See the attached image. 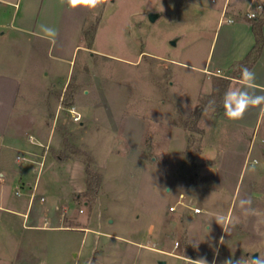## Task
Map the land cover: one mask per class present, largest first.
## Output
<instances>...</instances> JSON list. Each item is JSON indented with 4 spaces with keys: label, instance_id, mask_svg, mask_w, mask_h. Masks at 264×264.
I'll return each mask as SVG.
<instances>
[{
    "label": "rangeland",
    "instance_id": "1",
    "mask_svg": "<svg viewBox=\"0 0 264 264\" xmlns=\"http://www.w3.org/2000/svg\"><path fill=\"white\" fill-rule=\"evenodd\" d=\"M257 5L264 0H102L97 9L66 7L52 42L0 30V72L21 85L14 118L22 113L21 123L39 120L52 133L48 156L38 160L42 168L13 175L0 188V198L8 200L0 214V264H157L161 258L225 264L264 255V112L255 129L242 130L255 142L245 170V158L226 160L214 189L203 191L212 177L196 174L202 143L224 146L239 134L209 107L197 124L204 133L193 132L194 112L212 82L190 66L206 60L221 19L233 25ZM151 12L163 15L151 22ZM82 21L94 32L91 48L80 33ZM73 106L85 121L81 130L69 111ZM173 125L193 142L182 160L167 155ZM155 154L162 155L158 164ZM34 188L46 199L39 225L47 219L55 227L56 214L72 229L23 227L14 212L27 204H16ZM199 188L204 199L196 215L181 195L190 204L189 192ZM56 196L64 206L59 211ZM246 198L247 211L240 206ZM170 214L169 228L161 229L163 249L171 253L166 256L154 243L160 221ZM221 218L223 227L216 221ZM178 225L182 232L175 231Z\"/></svg>",
    "mask_w": 264,
    "mask_h": 264
},
{
    "label": "crops",
    "instance_id": "2",
    "mask_svg": "<svg viewBox=\"0 0 264 264\" xmlns=\"http://www.w3.org/2000/svg\"><path fill=\"white\" fill-rule=\"evenodd\" d=\"M66 7L67 5L62 3L61 0H0V30L11 29L15 34L20 36L35 35L41 39H45L42 38V35L39 33L38 26L40 24H46L50 27H54L56 30H59L63 21V12ZM262 7V10H256L255 12L258 15L256 19L264 22V5H262ZM248 11L250 10L247 8L246 13ZM245 15L246 14L241 15V20L233 25L224 24L221 19L217 25V30L212 38V41L210 42L206 60L198 66L190 65L204 74L206 80L212 82L213 76H223L225 72L233 66V64L243 60L254 48L256 39L253 27L251 23L247 21L249 18H244ZM230 20L231 19L228 20V23H232V21L229 22ZM86 26L87 25L83 21L79 23L78 26L80 33L82 32L83 36ZM49 41L52 42L53 40ZM251 71L255 73L256 79L255 88L249 89V91L254 92L256 95H264V48L260 58ZM244 83L245 82L240 79H234L230 83L228 89L243 87ZM211 84L212 93L213 83ZM51 86L54 87L55 83H52ZM20 92L21 85L17 78L0 72V188L3 189L6 186L4 180L12 177L13 175L21 176L28 170H31L32 173H36L37 168H35V165H38L40 170L43 166V162H39L38 160L39 158H41V160L46 159L52 142V133L45 132L42 129L43 125L41 124V121H32V123L26 126L27 124H23L20 121L22 113L19 115V120L14 118L15 108L20 97ZM263 112L264 104L251 107L245 113L243 119L240 120H231L227 117L215 116L217 121L223 120L227 123L235 125L239 135H237L238 139H230L228 145L224 146L218 143H202L201 151L197 157L198 169L196 174H198L201 178L209 176L212 177V181L210 183H203V191L214 189L217 179L215 173L221 169L223 163L227 164L226 160L233 162L236 157L241 160L245 158L242 172L245 170L246 165L252 156L255 142L252 137H249V140L244 139L242 130L255 129L261 119V116L263 115ZM205 113L208 112H203L202 115ZM79 124V130H81L82 127L85 126V121H80ZM173 127L174 128L170 131L169 138L166 140L167 143L165 144H167L168 147L167 155L169 154L170 156L173 155L177 157V155L182 153L186 148L187 134L184 128L176 125H173ZM73 130L75 131V128ZM42 131L45 133H42ZM202 131L204 133V130ZM46 137L48 138L47 142L44 141V138ZM155 155L156 156L153 157V163L158 164L159 158H161L162 155ZM56 161L63 162L60 157H57ZM69 162V160L64 161V163ZM253 162L257 163L256 159H253ZM202 170H205V172ZM38 172L40 173V171ZM200 188L198 191L201 196L199 207H201V203L204 199V193ZM169 190L171 191V188ZM4 193V191H1L0 195H5ZM15 195L16 197L21 198L20 195H17V192ZM24 196L25 199H23V202L17 203L16 205L21 207L23 203H26V210L23 212H14L15 215L23 218V227H28L29 229L42 228L49 230L72 229L65 228L63 220L64 217L59 218L56 214L53 217V224L55 222V227H50L47 219H45L44 224L40 226L39 224L44 218L43 211L46 203L44 195H41L37 191V188H34L27 191ZM42 198H44V201L41 200ZM61 199V196H56L54 198L56 211L64 208L61 204ZM0 202L3 203L0 204L1 214V212L7 210L4 206L7 205L6 203H8V200H5L4 196H1ZM170 217L171 214L167 217H163V220L160 221V225L158 227L159 230L157 231L156 241L154 243L156 245L155 250L166 256H171V253L163 249L161 229L167 230L169 228ZM46 221H48V223L45 225ZM175 231L177 233L182 232V225L176 226ZM190 233L189 234L192 236V232ZM160 260H166V258H161Z\"/></svg>",
    "mask_w": 264,
    "mask_h": 264
},
{
    "label": "clouds",
    "instance_id": "3",
    "mask_svg": "<svg viewBox=\"0 0 264 264\" xmlns=\"http://www.w3.org/2000/svg\"><path fill=\"white\" fill-rule=\"evenodd\" d=\"M65 3L69 9L77 7H84L88 9H97L102 6V0H61ZM163 11V8H162ZM39 33L42 38L55 40L58 33L54 27H50L46 24H40L38 26ZM239 79L244 81L243 87L230 88L224 93L223 107L225 110V116L231 120L243 119L245 113L251 108L264 104V95H256L254 92H250L249 89L255 88V73L244 68L241 70ZM241 208L246 211L251 208V198L242 199L240 201ZM222 227V218L216 220ZM193 264H207L204 259L193 261ZM225 264H264V255H259L258 258L253 259L249 256L247 259H239L235 262L232 260L225 261Z\"/></svg>",
    "mask_w": 264,
    "mask_h": 264
},
{
    "label": "trees",
    "instance_id": "4",
    "mask_svg": "<svg viewBox=\"0 0 264 264\" xmlns=\"http://www.w3.org/2000/svg\"><path fill=\"white\" fill-rule=\"evenodd\" d=\"M247 21L251 23L253 27V32H254L255 39H256L255 46L243 60L238 61L235 64H233V66L229 70H227L223 76H213L212 93L208 96H205L204 101H202L197 106L194 112L195 119L193 123L195 125V128L192 130L195 133H198L200 135L202 133V130H200L197 124L200 120V116L202 115V111L205 108H208V107L215 108V115L225 116V113H224L225 111L222 112L220 107H218L219 105L218 103H223L224 93L228 90V87L230 83L232 82V80L239 79L242 69L248 68L249 70H251L262 54V51L264 48V35H263L264 22L262 20H257V19H247ZM95 31H96V28H95ZM84 36L86 37V39L88 38V41H89L88 46L89 48H91L95 40L94 32H91L90 30L85 29ZM192 143L188 141V138H187L188 147ZM183 156H187L186 151L180 153L181 160L182 158H184ZM188 156H190V154Z\"/></svg>",
    "mask_w": 264,
    "mask_h": 264
},
{
    "label": "built area",
    "instance_id": "5",
    "mask_svg": "<svg viewBox=\"0 0 264 264\" xmlns=\"http://www.w3.org/2000/svg\"><path fill=\"white\" fill-rule=\"evenodd\" d=\"M262 9H263V7H262L261 5L257 6V10H262ZM246 15H247V17H248L249 19H256L257 16H258L257 13H256V12H253V11H248ZM229 22H231V21H229ZM69 111H70V113L73 114L74 122L79 123V122L81 121V117H80V115L77 113V111H76V107H74V106L71 107V108L69 109ZM17 195H20V193L17 192ZM41 200L44 201V198H42ZM181 200H182L183 205L186 206V207H189L191 210H193V212H194L195 214H200V213H201L202 210H201L200 207L192 208V207L189 206V204H186V203H187V198H186V196L181 195ZM175 209H176L175 207H171V208H170V211H175Z\"/></svg>",
    "mask_w": 264,
    "mask_h": 264
},
{
    "label": "water",
    "instance_id": "6",
    "mask_svg": "<svg viewBox=\"0 0 264 264\" xmlns=\"http://www.w3.org/2000/svg\"><path fill=\"white\" fill-rule=\"evenodd\" d=\"M161 15H163L162 13H160V12H151V13H149V20L151 21V22H155L156 20H158L159 18H160V16ZM177 41H178V39L176 38V39H174L172 42H171V44L172 45H176L177 44ZM189 194H190V196H191V201H190V204H189V206L190 207H192V208H196V207H199V205H200V199H201V196H200V194H198V193H193V192H189ZM259 257V254L258 253H254L253 255H252V258L253 259H256V258H258ZM157 264H167V261L166 260H158V262H157Z\"/></svg>",
    "mask_w": 264,
    "mask_h": 264
}]
</instances>
